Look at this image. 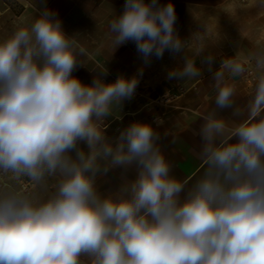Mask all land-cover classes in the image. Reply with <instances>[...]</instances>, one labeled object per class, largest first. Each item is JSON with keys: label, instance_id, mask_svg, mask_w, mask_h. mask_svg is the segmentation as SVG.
Instances as JSON below:
<instances>
[{"label": "clouds", "instance_id": "clouds-1", "mask_svg": "<svg viewBox=\"0 0 264 264\" xmlns=\"http://www.w3.org/2000/svg\"><path fill=\"white\" fill-rule=\"evenodd\" d=\"M54 17L45 10L0 39V264H264V45L215 71V108L198 132L202 174L189 186L191 177L172 174L151 125L107 139L104 118L138 80L105 83L102 71L83 84L72 73L87 49ZM175 21L172 3L125 0L109 24L113 51L132 41L148 63L204 39L186 44ZM200 74L187 58L168 75ZM245 74L254 88L240 107L228 78ZM133 166L116 193L98 191V175Z\"/></svg>", "mask_w": 264, "mask_h": 264}, {"label": "crops", "instance_id": "crops-1", "mask_svg": "<svg viewBox=\"0 0 264 264\" xmlns=\"http://www.w3.org/2000/svg\"><path fill=\"white\" fill-rule=\"evenodd\" d=\"M14 1L21 10L16 11L1 0L0 39L6 38L22 23L31 24L48 10L61 21L65 34L75 36L87 49L88 55L80 58L84 63L72 73L83 84L91 85L102 71H105L102 75L105 83H108L109 75L129 78L140 74L154 94H175L170 106H145L144 101L121 102L104 118L103 126L107 139L115 143L120 133L132 123L151 125L159 134L158 146L172 164V174L181 180L191 177V186L202 174L198 132L202 116L215 108V71L224 59L237 52L243 51L247 55L264 45V6L260 0H157L160 7L173 4L176 13L174 32L182 41L187 44L196 33L204 39L191 41L190 49L185 47L178 53L165 50L162 58L152 56L148 63L132 41L113 51L109 24L123 13L125 0ZM198 46L204 49L195 56ZM187 58L194 59L200 76L170 79L169 72L182 68ZM228 79L237 89L235 104L243 107L253 91L254 76ZM219 114L231 119L232 109L219 110ZM79 147L87 151L83 142ZM135 174L134 166L127 172L123 168L111 169L106 175L97 176L98 191L102 195L116 193L124 181L132 180Z\"/></svg>", "mask_w": 264, "mask_h": 264}, {"label": "built area", "instance_id": "built-area-1", "mask_svg": "<svg viewBox=\"0 0 264 264\" xmlns=\"http://www.w3.org/2000/svg\"><path fill=\"white\" fill-rule=\"evenodd\" d=\"M243 76L248 77V78L252 77V75H248V74H245ZM133 77L137 78L138 80V85L135 89V92L130 99H125L122 102L141 103L142 101H144L145 106H170L172 102L175 100V94H172V93H168L164 95L154 94L150 90V87L148 86L144 76L140 74H136L134 76L129 77L128 79H131ZM118 78L119 76L109 75L107 82L112 83Z\"/></svg>", "mask_w": 264, "mask_h": 264}, {"label": "rangeland", "instance_id": "rangeland-1", "mask_svg": "<svg viewBox=\"0 0 264 264\" xmlns=\"http://www.w3.org/2000/svg\"><path fill=\"white\" fill-rule=\"evenodd\" d=\"M8 5L15 7L16 11L21 10V7L19 8V6H17L16 2L14 0H4ZM1 3V0H0ZM18 7V8H17Z\"/></svg>", "mask_w": 264, "mask_h": 264}]
</instances>
